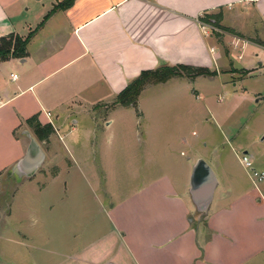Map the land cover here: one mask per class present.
<instances>
[{
  "label": "crops",
  "instance_id": "obj_1",
  "mask_svg": "<svg viewBox=\"0 0 264 264\" xmlns=\"http://www.w3.org/2000/svg\"><path fill=\"white\" fill-rule=\"evenodd\" d=\"M62 1L0 0V39L11 34L25 39L35 30L26 57L0 63V177L24 156L29 144L26 133L44 153L35 174L23 176L19 183L40 176L39 169L54 158L61 143L79 162L68 168V176L77 173L87 185L100 189L95 163L105 154L109 141L105 134L113 120L104 122L102 133L90 113L113 102L141 72L163 66L216 70L213 79L226 88L223 79L233 76V52H239L238 59L249 46L260 47L238 34L247 27L245 16L257 23L263 31L259 36L264 37V0H75L70 8L54 11L38 28ZM201 22L225 33L204 35ZM233 37L247 44H239L242 51L232 47L227 53L221 42L230 45ZM31 119L40 128H52L48 141L36 137L28 125ZM48 143L51 151L45 149ZM175 154L170 152L165 167L151 161L152 168L142 174L143 186L133 188L126 201L109 210L96 201L97 213L111 225L107 233L90 241V232H84L82 246L66 252L42 247L25 250L22 263L6 257L10 252L0 247L1 264H264V241L241 244L251 223L258 226L257 218L240 222L239 230L236 221L248 206L264 215L259 190L254 193L239 185L218 159L205 161L215 169L217 184L207 213L200 214L189 194V179L199 157H179L183 162L176 167ZM133 174L138 181L137 173ZM52 181H60V176ZM6 209L0 208L3 240L14 236L33 243L27 230L36 220L30 218L23 233Z\"/></svg>",
  "mask_w": 264,
  "mask_h": 264
},
{
  "label": "rangeland",
  "instance_id": "obj_2",
  "mask_svg": "<svg viewBox=\"0 0 264 264\" xmlns=\"http://www.w3.org/2000/svg\"><path fill=\"white\" fill-rule=\"evenodd\" d=\"M32 12L31 8L29 16ZM244 19L247 27L238 34L260 47L249 46L239 60L236 58L239 52H233V76L223 79L228 87H220L217 79H213L216 70L211 76L199 77H195L193 71L182 72L180 77L166 83H145L135 107H124L116 98L105 108L102 106L89 114V118L96 121L97 131L102 133L106 131L104 122L113 120L105 134V140H109L105 154L95 163L100 189L87 185L77 173L68 176V168L79 162L71 159L61 143V148L54 150L56 155L52 154L54 158L43 163L36 179H23L19 183L10 171L1 176L0 208L10 209L5 213L12 214V224L26 233L23 229H28L30 218L36 220L34 227L27 230L33 243L14 236L11 240H3L0 234V247L10 252V256H5L22 263L26 251H33L34 247L66 252L82 246L84 232H90V241L107 233L111 225L104 214L97 213L96 201H100L106 210L126 201L133 188L143 186L142 174L146 168H152L151 161L155 159L158 168L165 167L171 151L176 152L173 159L176 167L182 164L179 158L182 156H197L206 162L218 159L219 166L222 164L223 169H228L239 185L248 186L254 193L259 190V196L264 198V179L255 188L240 163L245 155L255 171L264 173V37L259 36L263 31H259L257 23H252L249 16ZM217 29L221 33L216 34L225 33L219 27ZM216 39L220 41L218 37ZM221 43L230 53L228 48L233 46L227 41ZM259 62L262 65L259 66ZM219 73L223 74L221 69ZM193 81L196 82L191 84ZM235 83L236 87L232 88ZM47 145L45 149L51 151L52 145ZM78 160L81 163V159ZM211 169L215 174V169ZM133 172L137 173L138 181ZM59 176L60 181H52ZM255 210L259 209L248 206L236 220L238 230L240 222L251 223L257 218L259 223L257 227L251 223V228L247 229L249 236L242 238V245L255 246L264 241V215ZM2 225L5 223L2 224L0 219V232ZM74 233L77 236L71 237ZM41 256L49 259L44 253ZM2 262L0 256V264Z\"/></svg>",
  "mask_w": 264,
  "mask_h": 264
},
{
  "label": "trees",
  "instance_id": "obj_3",
  "mask_svg": "<svg viewBox=\"0 0 264 264\" xmlns=\"http://www.w3.org/2000/svg\"><path fill=\"white\" fill-rule=\"evenodd\" d=\"M75 0H63L58 3L50 13H48L43 21L39 24L38 28L49 18V16L56 10H66L70 8ZM37 29V28H36ZM35 31V30H34ZM33 31V32H34ZM31 32L25 39L20 38L17 35H9L0 39V63L8 61L10 59H22L26 57V46L33 34ZM195 77L207 75L211 76L213 73L204 68L193 69L183 65L177 66H163L156 70L143 71L140 75L131 81L127 87L117 96L118 103L124 107H135L137 97L141 91L142 86L145 83L160 84L166 83L174 77H180L182 72H192ZM28 125L32 128V131L36 137L43 141L53 132L50 126L40 128L35 123L34 119L28 121Z\"/></svg>",
  "mask_w": 264,
  "mask_h": 264
},
{
  "label": "water",
  "instance_id": "obj_4",
  "mask_svg": "<svg viewBox=\"0 0 264 264\" xmlns=\"http://www.w3.org/2000/svg\"><path fill=\"white\" fill-rule=\"evenodd\" d=\"M260 66L261 63L259 62ZM29 144L24 156L12 166L10 173L20 182L24 176L32 177L44 160V153L36 140L28 133ZM247 154V152H244ZM217 181L210 166L202 159H197L189 179V194L197 212L206 214L212 201Z\"/></svg>",
  "mask_w": 264,
  "mask_h": 264
},
{
  "label": "built area",
  "instance_id": "obj_5",
  "mask_svg": "<svg viewBox=\"0 0 264 264\" xmlns=\"http://www.w3.org/2000/svg\"><path fill=\"white\" fill-rule=\"evenodd\" d=\"M200 27H201L202 33L204 35H209V34H212V33L220 32L217 29V27L213 26L210 23H202L201 22L200 23ZM239 44H243L244 45V44H247V42H245L244 40H242L240 38L233 37L230 45L233 46V48H239V50L242 51L243 45L239 46ZM240 58H241V55L238 56V59H240ZM263 58H264V50H263ZM261 65H262V63H261ZM12 78H14V76ZM240 163L243 164L244 169L246 170L248 178L250 179L252 185L255 188H257V183L264 179V173L255 171L254 168H253L252 163L249 161L248 157H246L245 155L242 157Z\"/></svg>",
  "mask_w": 264,
  "mask_h": 264
}]
</instances>
